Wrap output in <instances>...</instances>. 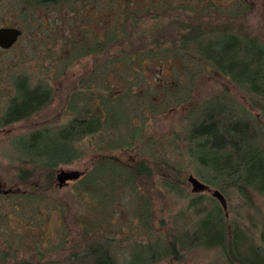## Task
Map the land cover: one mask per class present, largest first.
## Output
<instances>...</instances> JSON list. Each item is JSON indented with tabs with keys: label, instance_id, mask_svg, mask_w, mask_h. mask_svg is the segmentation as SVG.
Listing matches in <instances>:
<instances>
[{
	"label": "rangeland",
	"instance_id": "1",
	"mask_svg": "<svg viewBox=\"0 0 264 264\" xmlns=\"http://www.w3.org/2000/svg\"><path fill=\"white\" fill-rule=\"evenodd\" d=\"M32 1L36 0H0V27L23 31L11 48H0V114L14 95V77H24L30 86L48 85L53 95L29 119L0 125V187L25 194L0 196V264H21L24 259L30 264H69L65 259L80 254L93 237L110 238L117 264H125L135 248L159 236L169 239L167 234L177 230H193L198 218L189 202L198 198L201 205L210 207V193L218 189L217 182L208 183L200 176L198 169L203 173L206 169H201L189 151L194 147L187 131L201 114L196 107L206 100L226 99L251 116L261 114L264 102L232 83L194 44L177 50L168 42L155 49L159 52L148 47L154 53L144 54L134 45L138 55L133 51L129 57H121L119 44L108 43L113 34L108 21L113 23L114 15L119 23L120 6L146 4L147 0H66L51 5ZM160 1L170 3L169 9L174 11L160 13L157 19L151 14L148 19L140 16L146 19L139 28L150 31L157 23L160 27L155 29H164L173 12L176 19L179 14L195 12L204 24L229 23L234 31L242 28L264 45V0L148 3ZM89 109L107 113L101 131L75 143L81 156L59 167L78 177L49 191L42 190L40 176L14 179L19 167H30L20 161L16 147L20 138L35 129L56 130ZM139 161L147 164L150 175L135 179L124 166ZM109 163L119 164L123 170ZM189 175L207 189L194 191ZM164 179L184 186L190 196L166 191ZM223 196L228 217L249 227L250 238L259 243L264 194L252 195L253 208L244 207V198L235 188H225ZM236 234L247 244L244 230ZM178 255L156 264H228L213 246L184 247Z\"/></svg>",
	"mask_w": 264,
	"mask_h": 264
},
{
	"label": "trees",
	"instance_id": "2",
	"mask_svg": "<svg viewBox=\"0 0 264 264\" xmlns=\"http://www.w3.org/2000/svg\"><path fill=\"white\" fill-rule=\"evenodd\" d=\"M63 1L66 0H36L32 3ZM171 7L170 3L162 1L148 3V0L146 4H136L132 7L120 6L117 16L120 21L116 17L119 23L116 24L114 15L113 23L110 21L107 23L113 32L108 43L119 44L121 57H129L131 52H136L137 50L132 48L134 45L135 49H141L144 54L148 52V47L152 48L151 51L159 52L160 50L155 49H160L168 42L177 50L194 44L198 53L232 83L246 88L256 101L264 102V45L242 28H239L238 32L234 31L229 23L204 24L195 12L189 16L185 13L179 14L177 19L176 16L173 18V12L170 25L164 29H155L160 27L157 23L150 31L139 28L141 22L148 19V14H151V18L157 19L156 16L160 13L164 15L174 11L169 9ZM106 16L110 18V14ZM140 16L146 18L142 20L143 17ZM113 26H116V31ZM142 38L144 40H141ZM133 40L138 42L135 44ZM104 48L108 50V44L105 42ZM136 54L138 55V52ZM12 86L14 95L9 98L0 114L1 126L29 119L52 99V90L48 85L30 86L24 77H14ZM195 111L201 114L190 123L187 131L189 142L193 143L194 147L189 148V151L191 155L196 156L201 169H206L207 174L200 172L199 169L196 171L206 182L212 184L217 182L216 188L222 194L227 187L237 189L244 198V207L253 208L252 195L264 194V128L261 126L264 124V120H261L264 118V109L261 106V114L247 116L246 111L243 108H235L234 103L226 99H213L204 101ZM106 116L107 113L101 115L89 109L77 113L64 125L55 128L56 130L35 129L25 138H20L16 146L20 150V161L30 167H19L13 174L14 179L16 181L36 179L40 176L44 181L41 185L44 187L42 190L60 188L55 179L60 165L70 164L81 156L82 153L75 147V143L100 132ZM113 164L109 163L123 170L119 164ZM124 169L128 173L132 172L135 179L142 174L146 177L150 175L149 167L143 161L129 162L125 164ZM162 184L167 188L166 191H175L182 197L190 196L184 186L176 182L164 179ZM9 193L25 196L17 189L2 190L0 187V196ZM209 200L212 204L210 207L201 205L198 198L189 202V206L194 207V215L198 218L193 222L195 226L193 230L182 232L176 229L175 234H167L169 239L162 236L156 239L154 237L151 243L135 248L125 264H156L168 257H179L178 254L184 247L198 246L218 247L228 264H264V218L258 231L259 243L256 244L250 238L249 227L228 217L227 203L226 209H223L211 193ZM237 230H244L247 235L244 240L247 244L243 245V240L236 234ZM112 252L110 238L94 240L93 237L85 242L80 254H70L65 260L71 261L70 263L68 261L69 264H117ZM21 264L30 263L24 259Z\"/></svg>",
	"mask_w": 264,
	"mask_h": 264
},
{
	"label": "water",
	"instance_id": "3",
	"mask_svg": "<svg viewBox=\"0 0 264 264\" xmlns=\"http://www.w3.org/2000/svg\"><path fill=\"white\" fill-rule=\"evenodd\" d=\"M22 31L19 27H13V26H1L0 27V48L1 49H9L11 48L18 38L21 36ZM78 177V173L59 169V171L56 174V180L58 185L61 187L67 180H71ZM188 181L192 185V189L194 191L207 189V186L201 182H199L197 179H195L192 175L188 176ZM211 194L213 197H215L223 209H226V200L223 196V194L217 190L213 189L211 191Z\"/></svg>",
	"mask_w": 264,
	"mask_h": 264
},
{
	"label": "flooded vegetation",
	"instance_id": "4",
	"mask_svg": "<svg viewBox=\"0 0 264 264\" xmlns=\"http://www.w3.org/2000/svg\"><path fill=\"white\" fill-rule=\"evenodd\" d=\"M40 1H43V0H40ZM50 2H52V1H50ZM51 4H54V3H49V5H51ZM21 31H22V29H21ZM22 34H23V31H22ZM22 34H21V36H22ZM21 36H20V37H21ZM20 37H19V38H20Z\"/></svg>",
	"mask_w": 264,
	"mask_h": 264
}]
</instances>
